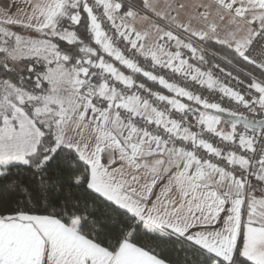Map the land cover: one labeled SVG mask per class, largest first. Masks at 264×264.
Segmentation results:
<instances>
[{
    "label": "snow or ice",
    "instance_id": "6c2138e0",
    "mask_svg": "<svg viewBox=\"0 0 264 264\" xmlns=\"http://www.w3.org/2000/svg\"><path fill=\"white\" fill-rule=\"evenodd\" d=\"M0 264H264V0H0Z\"/></svg>",
    "mask_w": 264,
    "mask_h": 264
}]
</instances>
